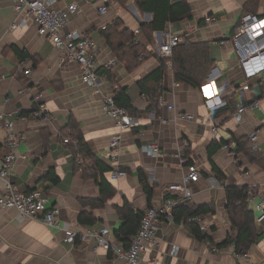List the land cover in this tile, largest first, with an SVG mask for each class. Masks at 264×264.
Masks as SVG:
<instances>
[{
	"label": "crops",
	"instance_id": "1",
	"mask_svg": "<svg viewBox=\"0 0 264 264\" xmlns=\"http://www.w3.org/2000/svg\"><path fill=\"white\" fill-rule=\"evenodd\" d=\"M247 1H180L188 8L189 19L168 23L166 28L188 42L209 45L213 61L211 72L224 106L209 110L200 91L174 83L171 68L166 66L158 84L161 89L159 113L142 116L137 128L121 132L117 166L126 176L112 180L113 166L107 151L118 130L102 112V102L119 88L125 90L124 97L135 110L147 109L148 102L140 93L138 83L160 67V56L154 51L157 41L153 37L158 32L152 33V44H149L139 29L153 22V14L140 11L135 0H110L104 15L99 13L102 0H57L56 9L71 3L79 8L63 31L83 33L98 46L96 92L81 82L76 64L60 63L61 53L48 39L38 36L31 19L23 15L17 17L11 0H0V115L12 116L14 132L23 138L17 148L19 158L14 172L18 190L43 192L48 199L47 209L59 210L61 226L78 233L108 228L111 242L123 245L115 237L122 223L116 209L127 204L134 212H144L148 204L150 207L159 205L166 185L179 182L190 163L200 172L199 181L191 185V205L213 208L212 214L201 218L210 240L197 241L185 224L160 223L157 245L141 255V264H264V221H256L259 213L255 210L264 197V85L259 80L251 81L248 90L240 94L238 87L243 81L235 55L229 44H221L231 34ZM247 6L249 14L264 17V0H253ZM209 16L215 19L211 25L205 23ZM23 19H26L25 26L10 30L13 21ZM124 30L137 38L146 56L142 54L143 60L138 59L137 66L128 71L124 61L129 57L122 54L123 63H117L105 73L104 66L115 60V55L102 33L106 32L116 46L124 42L120 38ZM135 30L140 31L137 36ZM24 61L28 62L26 67L21 65ZM27 68L30 74L26 76L23 73ZM155 86L154 82H149L145 88L152 91ZM35 96L41 98L38 103L33 101ZM253 102H258L259 107L247 111L243 121L236 123L232 115L237 105ZM40 106L48 120L35 116ZM224 107L234 109L227 112L222 110ZM179 115H191L194 119L182 120ZM20 116H26L27 120L20 121ZM72 128L86 144L91 161L75 156L63 142L71 136ZM212 128L218 131L216 138L211 134ZM251 133L258 136L254 162L243 153L236 152V158L232 159L221 151V146L227 142L247 143ZM4 139L5 131L0 128V152ZM184 142L188 144L186 162L176 158L177 149ZM214 144L219 147L213 151L210 147ZM148 146L158 147L157 156L143 150ZM139 172L152 185L149 201L139 182ZM51 177L56 178L57 183H52ZM227 186L246 187L254 192L248 209L253 213L255 230L261 237L246 257L236 256L232 246L217 247L232 233L225 212ZM109 190L112 193L103 207H82V199L97 200L102 191L106 195ZM1 191L0 185V194ZM80 215L91 218L93 223L82 225L78 221ZM63 238L62 231L21 218L14 210H0V264H112L111 254L98 248L96 243L78 240L73 244L63 243ZM172 247L177 248L175 256L171 255Z\"/></svg>",
	"mask_w": 264,
	"mask_h": 264
},
{
	"label": "built area",
	"instance_id": "2",
	"mask_svg": "<svg viewBox=\"0 0 264 264\" xmlns=\"http://www.w3.org/2000/svg\"><path fill=\"white\" fill-rule=\"evenodd\" d=\"M13 10L16 16L23 15L26 19H31L33 25L40 37L50 41L52 46L58 50L60 55V63L71 62L76 64L80 69V80L82 83L93 88L97 92L99 79L96 73L98 66L99 49L96 42L89 36L77 32H64L68 25L70 17L78 12V6L75 3L68 4L63 9H56L57 0H11ZM181 0H169L174 4ZM110 0H102V6L99 9L101 15L106 14ZM26 19L21 22L13 21L10 30L25 26ZM215 19L213 16L205 18L206 24H213ZM139 30L134 31L137 36ZM154 39L157 41L155 52L158 56L168 58L172 51L180 45H186L188 40L184 37L173 34L168 28L164 31L154 33ZM134 42L138 43L137 38ZM222 45L229 44L236 58V67L243 81L240 90L245 92L248 90V84L251 81L259 80L264 85V17L257 15L245 14L239 17L231 34L226 38ZM23 67L28 62H21ZM116 65L115 60H111L104 67L111 70ZM166 66L171 68V63L166 62ZM24 75H29L30 70L24 71ZM204 104L209 110H215L224 106L221 102L214 75L211 72L205 83L199 89ZM40 96H35L33 101L38 103ZM161 101L159 100V103ZM259 107L258 102L249 105H237L232 119L236 123H241L247 111ZM173 110L172 107H168ZM102 112L113 122L118 132L112 137L108 145L107 157L113 166L110 177L112 180L123 178L126 173L118 168V156L122 144L121 132L124 130H132L138 127L139 119L131 117L125 109L116 106L114 96H105L102 102ZM35 116H42L44 120H48V116L43 113V106L38 108ZM182 120H193L191 115H179ZM18 119L22 122L27 120L26 116H20ZM14 118L12 116L0 115V122L5 131V139L0 152V185L2 191L0 194V210H14L21 218L35 220L41 222L47 227L57 229L64 232L63 243H75L77 240L83 243H96L97 247L110 253L112 256V264H141V255L149 248H155L157 245L156 233L160 223L174 224L173 210L179 205L191 202L193 192L191 185L200 179V172L197 166L187 165L179 182L168 184L164 190L162 200L159 205L147 208L143 212L139 229L136 234L130 238L129 245H123L111 242V232L108 228H103L93 232H74L66 226H61L58 220L59 210L56 207L47 209L48 199L46 195L38 190L29 193H23L18 190L14 183L15 165L18 160L17 148L22 137L14 132ZM213 138H216L218 131L216 128L211 129ZM258 136L256 133L249 134L247 138V147L252 151H258L256 146ZM65 144L70 141L64 140ZM237 144L234 141L224 143L221 151L225 152L230 158H236ZM143 150L150 156H157L158 147L148 146ZM188 144L182 143L176 153V158L186 162ZM255 210L259 213L257 222L264 221V197L255 206ZM202 232L207 233V228L201 224V218L193 219ZM177 254V248L172 247L171 255ZM247 254L242 255L246 257Z\"/></svg>",
	"mask_w": 264,
	"mask_h": 264
},
{
	"label": "trees",
	"instance_id": "3",
	"mask_svg": "<svg viewBox=\"0 0 264 264\" xmlns=\"http://www.w3.org/2000/svg\"><path fill=\"white\" fill-rule=\"evenodd\" d=\"M252 1L253 0H248L246 2L242 15L249 14L250 11L247 5H249V3L251 4ZM135 4L140 11H148L154 16L152 23H150L147 27L141 26L139 29L143 32L149 44H152L151 35L153 32H162L165 30L168 23H175L183 19H189L190 17L188 8L181 2L172 4L169 0H135ZM102 36L106 44L114 53L116 64L121 62L123 63L122 54L129 57L127 61H124L128 71L135 68L139 60H143V57H141L142 54L146 56L144 48L140 44L134 42L132 33H128L127 30H124L121 33L120 38H123L124 42L119 43L116 46L113 45L110 36L106 32L102 33ZM166 62L171 63L174 83L184 84L198 90L205 83L213 66V61L209 55L208 44L188 42L186 45H180L172 51L170 57H160V67L157 72L138 83L140 93L144 95L146 101L148 102V107L144 112H138L135 110L124 97L125 90L119 88L114 90V94L112 93L116 106L125 109L126 112L133 118L140 119L142 116H146L150 113L158 115L160 107L159 92L161 90L158 84L160 83L162 75L166 69ZM110 71L111 70H106L105 73H109ZM149 82H154L156 84L152 91H148L145 88ZM238 89H240V87H238ZM242 93L243 92L240 94ZM229 105L230 104L227 102V106ZM233 109L234 108L232 107H228V109L224 107L222 110L232 112ZM26 116L28 115L26 114ZM73 130L74 131L71 136L67 138L68 140L71 139L69 140L70 143H68V145L70 146L72 153L75 156L80 155V157L91 161L90 153L87 150L86 144L83 142L78 133L75 132L76 129ZM236 144V152L243 153L250 162H254L257 151L254 152L250 148H247L246 141ZM218 147L219 144H214L210 148L214 151ZM211 149L208 150V155L209 153L211 154ZM187 165H190V163H187ZM138 178L149 201L153 190L152 185H150L146 176L142 172H139ZM49 180L54 184L58 181L56 178L52 177L49 178ZM111 193L112 192L109 190L105 195L102 191V196H100L99 199H82L80 203L84 208H101L104 206L107 197L110 196ZM252 194H254V192L250 191L246 187H225V212L230 223L232 233L227 236L225 242L217 247L223 248L232 246L236 256L247 254L250 248L255 245L261 237L256 233L253 213L248 209V202ZM149 207L150 204H148V208ZM116 211L122 223L118 231L115 232V237L119 242L123 243L124 247H127L129 245L130 238H132L139 229L143 212H134L127 204H124L121 208H117ZM212 213L213 208L211 206L193 207L191 203L188 202L179 205L173 210L174 224H185L190 234L197 241H209L210 239L207 233L202 232L199 225L194 222L193 219L202 218ZM78 221L82 225L93 223L91 218L83 217V215H80Z\"/></svg>",
	"mask_w": 264,
	"mask_h": 264
},
{
	"label": "rangeland",
	"instance_id": "4",
	"mask_svg": "<svg viewBox=\"0 0 264 264\" xmlns=\"http://www.w3.org/2000/svg\"><path fill=\"white\" fill-rule=\"evenodd\" d=\"M253 15V14H252Z\"/></svg>",
	"mask_w": 264,
	"mask_h": 264
}]
</instances>
